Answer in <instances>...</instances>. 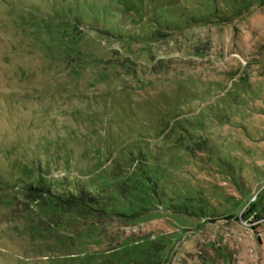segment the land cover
Masks as SVG:
<instances>
[{
  "label": "rangeland",
  "instance_id": "rangeland-1",
  "mask_svg": "<svg viewBox=\"0 0 264 264\" xmlns=\"http://www.w3.org/2000/svg\"><path fill=\"white\" fill-rule=\"evenodd\" d=\"M0 264H264V0H0Z\"/></svg>",
  "mask_w": 264,
  "mask_h": 264
},
{
  "label": "trees",
  "instance_id": "trees-1",
  "mask_svg": "<svg viewBox=\"0 0 264 264\" xmlns=\"http://www.w3.org/2000/svg\"><path fill=\"white\" fill-rule=\"evenodd\" d=\"M47 187V185H44L43 184V186H41V187H36L35 188V190L36 191H38V192H40V193H45V188ZM32 188L31 187H29L28 189H27V191H29V192H32V190H31ZM47 189V188H46ZM71 196H73L72 198H70V200H71V202L70 203H74V204H78V201H79V203L80 204H84V202H85V198L83 197V196H81V194L79 195V196H76V195H71ZM254 206H255V204L253 203V202H251V204H250V206L248 207V210H247V212H249V213H251L252 211H254L255 209H254ZM229 217V216H228ZM227 217V218H228ZM214 221H215V219H214Z\"/></svg>",
  "mask_w": 264,
  "mask_h": 264
}]
</instances>
